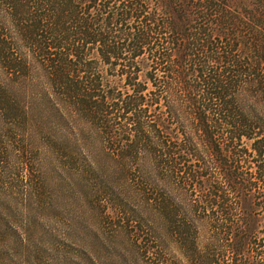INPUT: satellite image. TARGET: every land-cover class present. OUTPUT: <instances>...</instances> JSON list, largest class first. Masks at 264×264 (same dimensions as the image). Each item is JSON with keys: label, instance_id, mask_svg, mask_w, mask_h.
<instances>
[{"label": "trees", "instance_id": "1", "mask_svg": "<svg viewBox=\"0 0 264 264\" xmlns=\"http://www.w3.org/2000/svg\"><path fill=\"white\" fill-rule=\"evenodd\" d=\"M12 159L129 255L264 264V0H0Z\"/></svg>", "mask_w": 264, "mask_h": 264}, {"label": "rangeland", "instance_id": "2", "mask_svg": "<svg viewBox=\"0 0 264 264\" xmlns=\"http://www.w3.org/2000/svg\"><path fill=\"white\" fill-rule=\"evenodd\" d=\"M29 175L13 159L0 169V264H192L171 244L156 259L129 255L103 234L92 209L61 206L50 183L42 188Z\"/></svg>", "mask_w": 264, "mask_h": 264}]
</instances>
